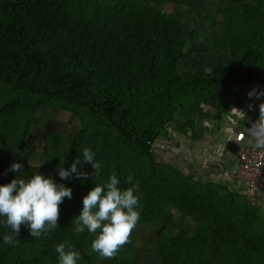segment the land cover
Instances as JSON below:
<instances>
[{
	"label": "trees",
	"instance_id": "obj_1",
	"mask_svg": "<svg viewBox=\"0 0 264 264\" xmlns=\"http://www.w3.org/2000/svg\"><path fill=\"white\" fill-rule=\"evenodd\" d=\"M174 1L0 0V264H76L72 250L92 264L82 242L101 204L154 230L160 264H264L263 210L152 153L166 126L193 130L204 105L264 68V0L199 12L227 59L207 72L180 70L186 28L166 7ZM43 101L77 118L66 161L35 112ZM23 105L13 137L6 112ZM174 213L192 237L168 232Z\"/></svg>",
	"mask_w": 264,
	"mask_h": 264
},
{
	"label": "rangeland",
	"instance_id": "obj_2",
	"mask_svg": "<svg viewBox=\"0 0 264 264\" xmlns=\"http://www.w3.org/2000/svg\"><path fill=\"white\" fill-rule=\"evenodd\" d=\"M240 3V0H177L166 4L168 9L182 16L186 28L184 39L187 45L180 62L181 71L207 72L222 67L226 63L225 56L214 54L210 38L211 25L200 23L199 12L209 10L215 13L228 4L239 5ZM59 107L61 105L54 101H43L38 104L35 112L41 117L46 129L49 147L54 150L58 158L66 161L68 157L66 147L72 135L71 127L75 122L77 123V118L74 115L70 117L66 111L58 110ZM10 111L12 110L6 112V116L8 115V121L15 129L12 134L15 137L17 125H20L30 111L25 105L17 107L14 114ZM85 201L86 199L82 197L78 199L79 204H84ZM95 209L96 217L90 229L91 232L82 242L84 252L90 257L92 264H160L161 257L152 240L153 229L127 227L130 217L113 205L101 204ZM174 214L173 226L168 229V232L175 233L179 229H184L187 235L192 237L195 230L189 220L178 213ZM84 216V210L80 208V205H71V218L81 220ZM73 225L71 221L70 227L72 228ZM71 254L76 264H83L75 251L72 250ZM61 258L62 254L58 260Z\"/></svg>",
	"mask_w": 264,
	"mask_h": 264
},
{
	"label": "crops",
	"instance_id": "obj_3",
	"mask_svg": "<svg viewBox=\"0 0 264 264\" xmlns=\"http://www.w3.org/2000/svg\"><path fill=\"white\" fill-rule=\"evenodd\" d=\"M204 109L186 134L166 126L152 144L154 157L195 179L236 190L264 211V189L251 192L233 176L222 175L234 170L243 148L264 140V68Z\"/></svg>",
	"mask_w": 264,
	"mask_h": 264
},
{
	"label": "built area",
	"instance_id": "obj_4",
	"mask_svg": "<svg viewBox=\"0 0 264 264\" xmlns=\"http://www.w3.org/2000/svg\"><path fill=\"white\" fill-rule=\"evenodd\" d=\"M222 175L233 176L251 192H261L264 189V140L243 148L234 170L224 171Z\"/></svg>",
	"mask_w": 264,
	"mask_h": 264
}]
</instances>
